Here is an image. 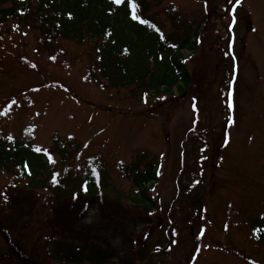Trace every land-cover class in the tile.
<instances>
[{"label": "rangeland", "instance_id": "374dc122", "mask_svg": "<svg viewBox=\"0 0 264 264\" xmlns=\"http://www.w3.org/2000/svg\"><path fill=\"white\" fill-rule=\"evenodd\" d=\"M175 1L186 12L194 16L200 14V0ZM243 6L250 10L254 23L245 45V52L249 51L254 62L245 63L242 60L240 63L239 60L237 70L240 72L239 78L250 87V101L244 96V100L238 98L242 109L241 123L238 128L229 129L233 134L225 148L220 169L216 174H211L212 163H209L204 172L205 188L202 189L200 184L199 188L190 193V202L193 199L198 203L200 198H204L201 218L205 229L200 231L204 239L209 240H204L203 243L210 245L197 247L192 256L193 264H242L237 257L223 253V247L216 244L221 240L225 242L226 237H229L237 247L244 248L247 242L238 230L249 235L250 250L255 249L260 253L257 255L264 259V249L256 245L252 234L255 228L264 234V0H244ZM225 20L227 22V18ZM245 30L246 25H243L240 33L243 34ZM27 39L28 36L17 42L20 46L15 47V54L26 55L37 62L42 75H35L17 66L10 67L8 63L4 66L5 71L0 74V82L6 85L17 86L21 83V86H31L40 82L39 79L54 80L63 82L72 91L46 89L40 93H30L23 99V106L34 100L35 111L31 116L28 118L20 112L17 114L16 107L14 123L0 117V129L19 136L22 127L28 125L30 128L28 119L31 118L33 124L38 125L37 130L32 128L34 143L44 147L52 146L55 136L67 138L72 135V140L80 143L89 136L88 146L73 158L78 160V165L72 169V175L89 177L96 187L106 185L109 192L102 202L96 197L39 196L36 191L29 190L7 193V201L4 195H0L3 200L2 213L17 227L16 232L11 231L12 240L16 239L24 247V253L28 257L6 255V259L11 257V261L0 264H151L153 260L149 254L156 245L165 241L160 233V222L148 215L141 206L142 203L138 204L132 199L134 191L130 183L124 181L113 187L104 169L106 165H110L114 178L121 179L116 171L117 153V158L123 162L138 150H144L149 157H155L157 152L164 154L168 159L167 162L164 160L165 175L163 177L158 171L156 181L159 187L156 186L151 195L161 202L167 199V204L174 195L175 174L182 168L179 156L183 145H187L191 151L187 152V168L195 170L197 165L194 161L195 154L192 153L199 143L208 141L209 138L218 141L221 126L217 125L221 115L217 104L214 102L212 107L208 104L204 112L199 114L200 124H216L211 132L203 133L201 137L196 134L202 128L189 133L187 137L195 123L192 101L185 100L181 104L176 100L179 104L172 108L173 98L169 96L130 105L131 109L137 111L156 110L159 116L152 121L138 118L109 121L106 116L101 123L104 112L97 106L117 110L121 103L126 108V101L119 100L114 90H105L84 81L81 63L71 69L51 65L44 56L34 51L33 42ZM63 46L68 54L78 52V46L73 42H63ZM184 53L188 55L190 51ZM193 54V58H200L206 56V50L199 46ZM206 60L209 66H214L216 59L210 53ZM10 71L14 75L12 78L9 77ZM5 72L10 74L5 75ZM219 83L217 88L221 86ZM212 92L214 93V88ZM95 122L97 124L94 125ZM107 122L109 125L105 127ZM123 148L127 153L120 151ZM93 156L96 157L91 160ZM91 173L94 174L93 178L90 177ZM3 180V176H0V183ZM2 191L0 190V194ZM31 226L34 231L28 229ZM20 230L23 235L19 234ZM35 233H41L42 236L38 238ZM6 244L3 243V248ZM184 244L187 245L188 242L185 241ZM142 246L145 249L140 250ZM186 248L183 245L178 248L172 264H187V254L184 253ZM249 255L252 256L251 253Z\"/></svg>", "mask_w": 264, "mask_h": 264}, {"label": "trees", "instance_id": "16d2710c", "mask_svg": "<svg viewBox=\"0 0 264 264\" xmlns=\"http://www.w3.org/2000/svg\"><path fill=\"white\" fill-rule=\"evenodd\" d=\"M200 2L205 9H200V14L194 16L173 0H121V3L115 0H0V58L11 55L7 46L14 45V41L9 32L18 34L20 40L19 34L27 35L33 42L34 51L44 56L48 63L62 67H69L74 62L84 63L87 79L107 90L115 89L129 100L140 99L146 93L171 95L175 103L178 100L182 104L190 99L198 114L215 102L221 115L218 126L223 130L222 107L228 104L223 91L228 81L226 73L232 65L225 18L230 16L228 11H233L239 30L243 25L247 26L250 14L241 3L234 8L235 0ZM134 14L138 19L133 18ZM166 21L170 25L167 30L164 27ZM63 40L75 43L82 50L69 56ZM238 42L236 53H243L245 38L238 37ZM199 46L206 50V56H185L184 50L193 54ZM210 53L216 59L214 66L207 64ZM15 62L22 69L40 72L38 63L29 62L25 56L18 55ZM218 82L221 86L217 88ZM249 90L250 87L239 79L231 103L235 121L242 115L238 98L244 96L249 101ZM213 126L205 125L207 133ZM209 140L208 146H197L192 153L196 164L197 158L206 157L211 149L208 161L217 155L214 149L218 142ZM74 146L77 145L71 138H56L55 145L48 148L46 154L47 157L58 154L59 160L47 173L49 160L39 154L41 151L32 149L29 142L0 135V171L8 173L5 174L6 186L48 189L51 194L75 192L66 163L75 152ZM185 151L187 159V152H191L187 145ZM154 166L155 162L143 155L131 165L120 163L118 171L121 177L137 187L155 179ZM0 188H5L3 183ZM142 200L147 201L145 194ZM191 203L198 207L195 200L191 199ZM260 241L264 243L263 236Z\"/></svg>", "mask_w": 264, "mask_h": 264}, {"label": "snow or ice", "instance_id": "6c2138e0", "mask_svg": "<svg viewBox=\"0 0 264 264\" xmlns=\"http://www.w3.org/2000/svg\"><path fill=\"white\" fill-rule=\"evenodd\" d=\"M115 2H116V3H121V0H115ZM235 2H236V3H239V0H235ZM134 7H135V6H134ZM133 18H134V19H138V17L135 16V14L133 15ZM142 22L146 23V21H142ZM13 103H15V102H13ZM194 107H195V106H194ZM229 107H232V105L229 104ZM37 151H40V149H37ZM45 151H46V150H45ZM49 161H50V162H53L51 156H49ZM25 167H27V165H25ZM82 190L87 191V188L84 187ZM0 195H4V199H5V201H7V196H6V194H0Z\"/></svg>", "mask_w": 264, "mask_h": 264}]
</instances>
